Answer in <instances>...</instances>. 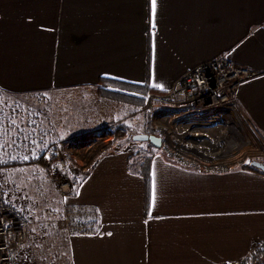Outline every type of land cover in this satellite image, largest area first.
Segmentation results:
<instances>
[{"label": "crops", "instance_id": "obj_1", "mask_svg": "<svg viewBox=\"0 0 264 264\" xmlns=\"http://www.w3.org/2000/svg\"><path fill=\"white\" fill-rule=\"evenodd\" d=\"M221 54L257 72L237 94L240 115L261 142L264 0H157L154 16L151 0H0L5 100H76L94 96L100 79L166 91ZM52 116V140L60 139ZM159 151L107 153L90 166L71 199L93 206L101 229L62 237L55 264H235L263 243V172L187 167Z\"/></svg>", "mask_w": 264, "mask_h": 264}, {"label": "rangeland", "instance_id": "obj_2", "mask_svg": "<svg viewBox=\"0 0 264 264\" xmlns=\"http://www.w3.org/2000/svg\"><path fill=\"white\" fill-rule=\"evenodd\" d=\"M104 88L106 90H101L97 83L94 96L78 93L79 98L76 100L59 99V106L57 100L52 101L42 94H39L37 99L5 100L3 96V98L0 97V145H2L0 178L6 198L26 215L29 222L26 244L18 255V264H48L49 255L53 263L56 262V251L58 249L61 251L60 248L64 247L61 239L69 235L58 227L57 219L65 206H91L73 203L71 194L73 185L94 164L99 155L112 153L113 146L119 147L114 152L125 151L133 154L144 147L149 149L147 142L132 140V135L140 130L145 131L149 125L151 126L150 113L148 111L137 113L143 105L139 107L132 100V98L138 100L141 93L135 91L131 93V90L125 92L122 88L110 84ZM150 92L161 91L148 89L145 94ZM106 103H110L109 109L104 107ZM52 111L55 119L59 120L61 135L60 139H54L55 141L52 140L56 137V133L54 135L52 133L54 130L51 122ZM92 115H94L93 120L90 118ZM100 115H105L102 121L98 119ZM241 119L243 136L250 143L243 147L241 153L230 156V160L222 156L229 151L227 145H219V150L214 145L207 147L199 138L185 139L187 147L182 146L181 152L185 154L193 150L197 153L193 156H197L202 163H186L195 161L187 156L186 159L189 160L181 162L171 155L168 156L164 148L160 149L159 154L173 159L174 163L205 170H220L228 166L239 168L249 164L253 159L264 162V140L260 142L254 137L242 116ZM81 127H93L95 130L83 134L75 132L69 137L71 134L69 132L79 131ZM102 130L105 131L104 135L96 134ZM47 132H50V135ZM241 136L237 137L241 139ZM211 137L207 136L208 139ZM168 138L171 143L174 142L171 134ZM7 145L8 147L4 148ZM122 145L125 148L120 147ZM216 151L223 152L215 154ZM205 152L214 154L216 159L214 155V158L209 159L198 155ZM57 153H60V157L65 158L69 165L61 170L55 168V172L49 175L46 167L48 165L57 167V164H53ZM219 155H221L220 158ZM204 160L205 163H203ZM62 183L68 184L69 193L60 194ZM260 245L264 248V241L256 247ZM248 257L235 264H252L253 261L250 256ZM261 264H264V257H261Z\"/></svg>", "mask_w": 264, "mask_h": 264}, {"label": "built area", "instance_id": "obj_3", "mask_svg": "<svg viewBox=\"0 0 264 264\" xmlns=\"http://www.w3.org/2000/svg\"><path fill=\"white\" fill-rule=\"evenodd\" d=\"M256 74V71L235 64L226 55L221 54L182 73L168 90L148 93L143 107L137 113H150L154 134L162 139L160 149L164 148L168 156L177 158L174 150L170 152L166 147L167 141L171 143L168 135L171 134L174 138L172 132L179 125H191L190 128L213 127L219 135L226 136V131L222 133V130L236 115L242 121L238 107V87L241 81ZM191 134L187 128L181 134V144L183 142L187 147V138H199L203 143L202 140H208L207 136H210L206 133ZM176 143L174 138L171 144ZM215 146L220 150L219 144ZM120 147L125 148L124 145ZM118 149L119 147L113 146L111 152L114 153ZM207 152L198 155L211 158ZM187 153L188 156L197 155L193 150ZM60 156V153H57L54 161L52 160L57 167H46L49 175L55 172V168L61 170L69 165L68 161ZM100 156L102 155L97 159ZM229 156L231 155H227V160H230ZM69 190L67 183L60 184V194L69 193ZM100 224L99 213L93 206H65L57 219L58 227L69 235L96 233L100 230ZM28 225L26 215L6 198L0 178V264H18V255L26 244Z\"/></svg>", "mask_w": 264, "mask_h": 264}, {"label": "bare ground", "instance_id": "obj_4", "mask_svg": "<svg viewBox=\"0 0 264 264\" xmlns=\"http://www.w3.org/2000/svg\"><path fill=\"white\" fill-rule=\"evenodd\" d=\"M191 126V125H190ZM189 125H179L176 130L174 132H172V134L174 135V138L177 140V143L175 145L171 144L169 141H167L166 143V147L167 149L172 152L174 150L175 154L177 155V158L181 161L183 160H189L188 158H192L195 161H191V162H200V159H198L197 156H188V153H183L181 152L182 146L185 147L184 143L181 144V138H182V133L189 128L190 133H192L191 135H199V134H203L206 133L210 136L213 137V139H208V140H202L203 144H206V146H212L215 144L221 145L223 142V145H227L229 147V151L227 153H225V155H222L223 157H227L228 154H230L231 156H234L238 153H241V150L243 149L244 146L249 145L250 141H248V139L244 138V134H243V126L241 124V120L239 119V117L236 115V117L233 118V120L230 121V124H227V130H225L226 128L224 127V129L222 130V133H225L226 131V136L224 134H220L218 133L217 130H215L213 127H208V126H198V127H194V128H190ZM242 135V136H241ZM237 136H241V139H239V137ZM238 138V139H237ZM180 149V150H179ZM223 152V151H222ZM213 153V152H212ZM216 153H220L219 151H216ZM214 154H209L208 156L213 157ZM186 156L188 157L186 159ZM221 156V155H220ZM230 157V156H229ZM204 159H209V157H205ZM227 159V158H226ZM206 161L204 160L203 163H205Z\"/></svg>", "mask_w": 264, "mask_h": 264}, {"label": "trees", "instance_id": "obj_5", "mask_svg": "<svg viewBox=\"0 0 264 264\" xmlns=\"http://www.w3.org/2000/svg\"><path fill=\"white\" fill-rule=\"evenodd\" d=\"M116 85L117 87H119V88H122L125 92H126V90H131V93H132V91H135V92H139V93H141V95H139V99L138 100H136V99H134V98H132V100L137 104V106H139V107H142V105H144V99H145V96H146V94L145 93H147V91H148V87L146 86V85H131V84H126V83H119V82H117V81H113V80H110V79H100L99 81H98V87L101 89V90H106L105 88H104V86H107V85ZM138 96V95H137ZM137 98V97H136ZM130 100H131V98H129ZM150 115V114H149ZM149 117V116H148ZM145 133H147V134H154L155 132H154V130L152 129V127L149 125L146 129H145V131H144ZM104 133H105V131H100V132H98V133H96V134H98V135H100V136H102V135H104ZM1 146L2 145H0V149H1ZM147 146H148V148H149V150H159L160 148H156V147H154L153 145H151L150 143H147ZM141 150L142 149H139L137 152H140L141 153ZM1 151H2V149H1ZM136 152V153H137ZM3 153V152H2ZM9 156H11V155H9ZM153 157V153L151 154V153H146L144 156H143V158L145 159V162H149L150 161V159ZM3 160V159H2ZM17 160V159H16ZM0 163H1V159H0ZM239 168H245V169H252V170H258V171H260L259 169H257V168H255V167H253V166H251L250 164H246V165H242V166H240ZM261 172V171H260ZM261 257H264V248H263V246L262 245H260V246H258V247H256V249L251 253V255H250V259L253 261L252 262V264H261Z\"/></svg>", "mask_w": 264, "mask_h": 264}, {"label": "water", "instance_id": "obj_6", "mask_svg": "<svg viewBox=\"0 0 264 264\" xmlns=\"http://www.w3.org/2000/svg\"><path fill=\"white\" fill-rule=\"evenodd\" d=\"M132 139L134 141L150 143L156 148H160L162 146V139L156 134L136 133L132 135ZM249 164L264 173V162L253 159L249 162Z\"/></svg>", "mask_w": 264, "mask_h": 264}, {"label": "snow or ice", "instance_id": "obj_7", "mask_svg": "<svg viewBox=\"0 0 264 264\" xmlns=\"http://www.w3.org/2000/svg\"><path fill=\"white\" fill-rule=\"evenodd\" d=\"M156 3H157V0H151V6H152L153 16L155 15V11H156Z\"/></svg>", "mask_w": 264, "mask_h": 264}]
</instances>
